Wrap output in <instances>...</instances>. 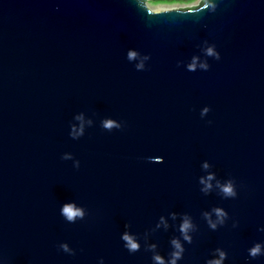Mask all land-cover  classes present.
I'll return each instance as SVG.
<instances>
[{
  "label": "water",
  "instance_id": "95a60500",
  "mask_svg": "<svg viewBox=\"0 0 264 264\" xmlns=\"http://www.w3.org/2000/svg\"><path fill=\"white\" fill-rule=\"evenodd\" d=\"M161 261L264 264V0H0V264Z\"/></svg>",
  "mask_w": 264,
  "mask_h": 264
},
{
  "label": "clouds",
  "instance_id": "9594fccd",
  "mask_svg": "<svg viewBox=\"0 0 264 264\" xmlns=\"http://www.w3.org/2000/svg\"><path fill=\"white\" fill-rule=\"evenodd\" d=\"M173 2H180L182 4H184L185 6L188 7V10H193L195 8H198L199 6L203 5L204 4V0H173ZM153 0H149V9L152 11V12H161V11H168V10H172L173 8L172 7H153ZM209 52L211 53V50H209ZM223 191L227 194H232V188L231 186H226L224 187ZM65 212L66 214L68 215V217L71 219L73 216H76V215H79L80 213L78 211H73L71 207H67L65 208ZM189 227V224L187 222L184 223V225L182 226V230L183 231H186L187 228ZM126 240H128V243H129V247L133 250L137 249L138 248V245L136 243H134L130 237L128 236H125L124 237ZM187 238V237H186ZM174 243H176L174 241ZM178 248H179V244L176 245ZM260 249H259V246L257 245L256 247H254L252 250H251V255L252 256H256L258 253H259ZM176 256H179V253H176L175 254ZM157 260H161L160 257H157L156 258ZM161 264H162V261H161ZM173 264H175V261H173ZM218 264V262H217Z\"/></svg>",
  "mask_w": 264,
  "mask_h": 264
},
{
  "label": "rangeland",
  "instance_id": "374dc122",
  "mask_svg": "<svg viewBox=\"0 0 264 264\" xmlns=\"http://www.w3.org/2000/svg\"><path fill=\"white\" fill-rule=\"evenodd\" d=\"M147 5L149 6V0H147ZM153 7H172V8H177V7H182L185 6L182 3L179 2H172V3H168V2H154L153 0Z\"/></svg>",
  "mask_w": 264,
  "mask_h": 264
},
{
  "label": "trees",
  "instance_id": "16d2710c",
  "mask_svg": "<svg viewBox=\"0 0 264 264\" xmlns=\"http://www.w3.org/2000/svg\"><path fill=\"white\" fill-rule=\"evenodd\" d=\"M154 2H168V3H172L173 0H154Z\"/></svg>",
  "mask_w": 264,
  "mask_h": 264
}]
</instances>
